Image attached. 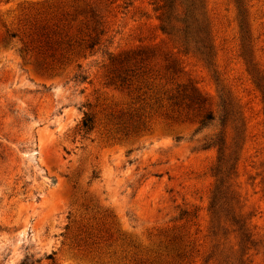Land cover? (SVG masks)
I'll return each instance as SVG.
<instances>
[{
  "label": "rangeland",
  "instance_id": "1",
  "mask_svg": "<svg viewBox=\"0 0 264 264\" xmlns=\"http://www.w3.org/2000/svg\"><path fill=\"white\" fill-rule=\"evenodd\" d=\"M204 1L213 65L187 55L181 71L170 74L157 63L150 76L154 85L168 88L191 80L211 98L215 76L239 98L246 138L236 184L264 244L263 103L239 54L233 1ZM150 2L0 0V264H19L26 253L33 264H116L100 250L84 254L72 248L78 228L94 223L92 215L102 220L110 214L107 221L147 245L146 229L170 223L182 207L194 211L185 227L194 247L205 249L217 152L204 136L214 125L163 118L134 84L120 87L109 80L108 51L117 55L163 38ZM85 3L99 11L105 30L100 42L84 50L85 56L72 54L59 70L40 67L41 57L24 47L29 23L37 18L50 25L53 13L65 11L74 33L84 20L74 9ZM246 5L251 54L264 67V0ZM76 62L86 69L85 80L72 77ZM84 111L93 115L94 125L81 134L77 127ZM137 122L146 128L125 136ZM51 251L53 261L46 257ZM249 264H264V245Z\"/></svg>",
  "mask_w": 264,
  "mask_h": 264
},
{
  "label": "trees",
  "instance_id": "2",
  "mask_svg": "<svg viewBox=\"0 0 264 264\" xmlns=\"http://www.w3.org/2000/svg\"><path fill=\"white\" fill-rule=\"evenodd\" d=\"M232 1L239 25V54L260 92L264 115V67L251 54L246 0ZM124 3L123 7L127 6L128 3ZM150 3L163 38L117 55L108 51L109 80L120 87L128 88L134 84L145 97L153 100L155 111L163 118L180 122L193 119L199 127L214 125L213 130L204 136L208 146H214L217 152L211 166L215 182L207 205L208 220L204 233L207 244L204 250L194 247L185 229L194 211L182 207L168 219L170 223L146 229L147 245L120 230L113 220L107 221L105 218L110 214H105L102 220L92 215L94 223L78 228L72 248L84 254L99 253L100 250L116 264H249L252 255L264 244L253 223V214L244 208L236 184V164L246 138L245 118L239 98L223 80L215 76L214 98L203 93L191 80L168 88L164 87L165 83L154 85L150 76L157 63L170 74L181 71L184 68L183 56L187 55L199 58L208 67L213 65L214 41L205 1L151 0ZM74 11L84 15L74 33L69 32L72 25L67 20L71 13L65 11L53 13L47 20L54 21L50 25L37 18L29 23V43L24 47L41 57L36 60L40 67L59 70L71 61L72 54L77 56L82 53L85 56L84 50H91L100 42L105 30L101 27L96 6L85 3ZM72 16L71 19H74L76 15ZM6 34L8 37L16 36L14 32ZM74 42L79 48L73 47ZM76 69L72 75L74 80L88 77L80 62H76ZM93 125V115L84 111L78 131L88 133ZM131 125L124 132L125 136L137 135L146 128L140 122ZM31 256L24 254L19 264H33ZM46 257L53 261V251Z\"/></svg>",
  "mask_w": 264,
  "mask_h": 264
}]
</instances>
